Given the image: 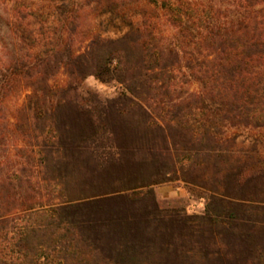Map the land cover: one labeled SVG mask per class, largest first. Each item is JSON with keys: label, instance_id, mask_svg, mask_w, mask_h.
<instances>
[{"label": "trees", "instance_id": "trees-1", "mask_svg": "<svg viewBox=\"0 0 264 264\" xmlns=\"http://www.w3.org/2000/svg\"><path fill=\"white\" fill-rule=\"evenodd\" d=\"M7 1L0 84L29 92L14 155L0 124V264H264V0ZM134 4L76 48L84 10ZM177 181L201 211L158 197Z\"/></svg>", "mask_w": 264, "mask_h": 264}, {"label": "rangeland", "instance_id": "rangeland-1", "mask_svg": "<svg viewBox=\"0 0 264 264\" xmlns=\"http://www.w3.org/2000/svg\"><path fill=\"white\" fill-rule=\"evenodd\" d=\"M159 5L162 1L158 0ZM226 5L227 0H215ZM46 2V1H43ZM8 1L0 0V71L4 68L8 62L10 52L14 50L11 45V39L9 37V29L7 25L6 10L8 7ZM47 4V3H46ZM152 6L156 5V2H151ZM140 8L137 4L132 6H126L122 10L115 13H104L100 10L88 8L81 13L80 16V29L76 35V48L83 49L87 44L89 38L96 34H102L107 37H119L124 34L130 27L131 22H138L141 19ZM160 20V31L164 32L166 36H169L170 41L177 40V30L169 23L165 15H162ZM64 80V75L60 74L54 83L60 84ZM86 85L94 90L100 92L103 96H114L119 93L121 85L119 83H105L95 76H90L85 81ZM2 84V82H1ZM0 84V124L7 126L10 131V143L11 154L14 155L15 146L23 143L18 134H14L11 130L12 122L15 120V114L19 106H21L25 100L26 95L29 92L28 82L25 80H11L8 84ZM194 89H199L198 83L193 84ZM244 135H248L244 129L238 130ZM252 137H259L264 141V129L258 131L256 135ZM7 154V152L5 153ZM3 157V156H1ZM0 157V158H1ZM158 197L161 200H174L182 199L187 205L189 212L201 211L204 207V201L197 197L191 196L188 189L183 182H168L157 185L155 187Z\"/></svg>", "mask_w": 264, "mask_h": 264}]
</instances>
